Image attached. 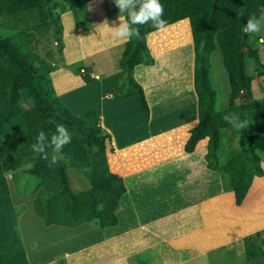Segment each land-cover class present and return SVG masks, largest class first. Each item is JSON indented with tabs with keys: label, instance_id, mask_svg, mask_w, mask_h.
I'll use <instances>...</instances> for the list:
<instances>
[{
	"label": "trees",
	"instance_id": "1",
	"mask_svg": "<svg viewBox=\"0 0 264 264\" xmlns=\"http://www.w3.org/2000/svg\"><path fill=\"white\" fill-rule=\"evenodd\" d=\"M93 1L0 0V17L33 10L39 15V23L34 27L9 38L0 36V264H28L19 227L20 215L13 203L7 174L19 186L22 197L35 195L32 209L47 227L74 229L88 224L105 230L119 224L117 211L127 187L124 179L110 169L108 152L114 151L112 137L103 131L96 110L74 114L63 103L50 76L39 74V55L34 50L41 36L52 31L63 50V14L72 11L81 23L84 21L82 10ZM160 2L168 27L177 25L171 31L179 37L176 40H189V23L193 39V86L199 123L190 131L185 151L193 153L206 142L208 168L220 173L224 192L234 193L236 205L242 206L255 179L264 177V134L252 126L264 120V98L255 99L252 92L255 80L264 77V59L262 49L249 42L251 36L244 34L242 28L251 16L259 19L264 14V0ZM127 19L126 12L125 22ZM134 27H139V35L121 46L117 65L120 79L115 89L108 92L124 99L134 96L149 122L151 108L134 71L140 65H155L148 35L158 31L151 22ZM215 53L222 57L230 87L228 105L220 111L211 81L210 58ZM68 68L88 85L96 80L91 67L71 65ZM228 114L239 116L245 126L237 129L228 124L223 119ZM60 124L66 126L72 139L59 154L62 158L53 163L51 148L47 149L45 160L32 146L41 131L50 140ZM225 130L231 132L232 140L238 138V149L222 153ZM123 154H120L122 159ZM118 165L114 157L113 168L119 170ZM70 169L88 180V190H73ZM32 178L36 179L35 183H31ZM244 243L247 261L264 257V231L246 238ZM61 264L67 262L63 260Z\"/></svg>",
	"mask_w": 264,
	"mask_h": 264
},
{
	"label": "crops",
	"instance_id": "2",
	"mask_svg": "<svg viewBox=\"0 0 264 264\" xmlns=\"http://www.w3.org/2000/svg\"><path fill=\"white\" fill-rule=\"evenodd\" d=\"M119 23L96 27L107 32L103 37L111 34L107 45L127 42L113 35L111 29ZM99 32L92 37L98 38ZM157 59L154 66L140 65L134 71L151 108L149 122L134 96L107 95L119 82L117 71L107 81L95 74L96 81L89 85L68 70L55 73L62 76L54 80L57 94L74 114L97 111L102 128L113 141L114 151L108 152L110 169L124 179L127 193L117 211L116 227H49L54 238L49 234V239L38 242L32 250L34 258L26 248L28 264L52 260L67 264H214L224 255L231 264H264V257L247 261L244 251L245 239L264 231V177L255 179L244 204L238 207L234 193L224 192L220 173L207 166V143L186 153L190 131L199 123L194 86L189 97L182 96L190 100V114L184 104L174 120L155 121L161 99L154 94L155 86L147 87L139 75H150L158 67ZM114 157L119 170L112 166ZM30 212L34 214L32 208Z\"/></svg>",
	"mask_w": 264,
	"mask_h": 264
},
{
	"label": "rangeland",
	"instance_id": "3",
	"mask_svg": "<svg viewBox=\"0 0 264 264\" xmlns=\"http://www.w3.org/2000/svg\"><path fill=\"white\" fill-rule=\"evenodd\" d=\"M57 1L62 3L64 2V0ZM125 14L126 12L120 14L114 0H95L89 3L82 10L81 16L84 21L81 20V23L76 21L75 15L72 11H68L63 14L62 21L64 25L65 48L62 50L59 47L58 40L56 39L53 31L48 35L41 36L40 43L34 47V50L39 55L37 60L39 74L50 76L55 91L56 88L54 80L56 78L57 80L62 78L61 75L55 74L57 71L64 69L68 70L75 76H79L74 73L73 70L68 68V66L71 65L76 67H91L93 71L92 77L94 79H96L95 74L99 75L102 80L114 75L116 71L118 72L117 65L119 62L118 60L122 55V45L118 42L115 43L114 41H111V43L107 45L106 40L111 34H106L107 37H103L104 33L107 32H99V28L96 27L99 25L100 28H104L106 26V22L109 23L112 21L121 23L119 16L123 21H125ZM85 20H89V22H85ZM185 21L189 23L188 20ZM38 23L39 15L37 10L22 12L15 16L0 17V36L3 38H9L19 31H24L34 27ZM262 24H264V22H262ZM188 25L190 29L188 31V36L190 33L188 41L179 39L176 40L177 35L171 31L177 25L174 27H168L165 31H158L148 35L149 46L155 56V59L156 57L158 58L157 60L159 63L158 67L149 72L150 75L140 74L139 80L144 84H147V87L151 86L153 88L155 86L154 94L156 97L161 99L159 104V116L155 117V121L160 124L162 122L165 123L168 120H174L178 110L185 107L184 104H186L188 114L192 111V105L189 107L190 100H184L182 97L183 95L189 97L190 88H193L191 79L195 64V52L193 48L190 23ZM107 29L108 27H106L105 30ZM95 32L96 34L99 32L98 38L92 37L95 35ZM169 32L171 34H169ZM261 37H264V26H262L260 33L251 35L249 42L253 46L255 45L256 47L262 49V57L264 59V43L260 42ZM109 46H112V48L108 49ZM210 64L211 81L217 92V109L219 111L224 110L228 105L230 94L227 72L224 68L222 57L218 53L212 54ZM79 77L81 78V76ZM100 79H97V82ZM252 92L255 99L264 98V77H259L255 80ZM108 94L112 95L107 91V95ZM252 126L254 130L264 134V120L257 121ZM103 131L107 133L104 129ZM223 138L222 153L238 149V138L232 140L231 132L229 130H225L223 132ZM262 155L264 158V153ZM69 177L73 190L86 191L89 189L90 184L88 180L81 176L77 170L70 169ZM30 181L31 183H35L36 179L32 178ZM8 182L11 188L13 203L17 207L20 215L19 227L21 236L23 242L25 243L26 241L27 243L26 246L24 245L25 249L27 248V250L32 252V250L37 248L38 242L40 243L45 239H49L48 235L52 234L49 230H47L49 227L46 228V225L42 223V219L38 218L35 213L33 214L30 212L29 214L35 195L22 197L20 195L21 191L19 186L16 187L14 185L11 175L8 176ZM24 217L25 220H23ZM52 236L54 238V235ZM31 252L30 255L34 258L35 253ZM216 257L217 256H214L215 259ZM27 259L28 258H26V261ZM224 260L225 255L223 256V260L220 262L214 260V264H231L230 261ZM61 262L62 260L57 264H61Z\"/></svg>",
	"mask_w": 264,
	"mask_h": 264
},
{
	"label": "clouds",
	"instance_id": "4",
	"mask_svg": "<svg viewBox=\"0 0 264 264\" xmlns=\"http://www.w3.org/2000/svg\"><path fill=\"white\" fill-rule=\"evenodd\" d=\"M114 3L120 14L125 12L128 14L126 22L119 16L120 25L111 29L114 37L121 41H128L139 35V27L134 26H143L151 22L157 31H165L168 27L167 21L163 19L165 10L160 0H114ZM262 22H264V15H261L259 19L255 15L251 16L242 28L243 33L249 36L260 33L262 26H264ZM260 42L264 43V37H261ZM223 119L237 129L245 126L236 114L225 115ZM71 139V134L66 126L60 124L57 125L56 132L50 140L45 132L41 131L37 136V142L32 146V150L41 155L42 159L47 160V149L51 148L53 151L52 162L56 163L62 158L59 154L62 153L67 144L71 143ZM7 175L10 176V174ZM65 255L67 256V254ZM50 264H57V261L52 260Z\"/></svg>",
	"mask_w": 264,
	"mask_h": 264
}]
</instances>
